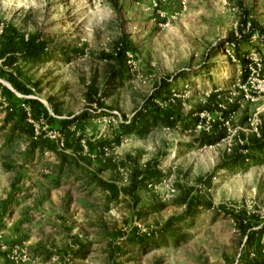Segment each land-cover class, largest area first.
Segmentation results:
<instances>
[{
    "label": "rangeland",
    "instance_id": "obj_1",
    "mask_svg": "<svg viewBox=\"0 0 264 264\" xmlns=\"http://www.w3.org/2000/svg\"><path fill=\"white\" fill-rule=\"evenodd\" d=\"M16 33L37 34L49 57L26 60ZM236 47L248 62L245 78ZM163 81L171 92L163 96L185 114L215 92L220 109L188 118L196 130L157 125L116 143L119 124ZM30 99L54 121L33 114ZM64 120H73L68 136ZM218 122L223 139L194 140ZM263 130L264 0H0V151L8 161L35 153L38 173L48 170L42 176L69 183L81 171L80 184L115 186L98 191L103 225L92 232L110 239L95 264H248L264 256V151L243 147ZM34 140L48 147L31 151ZM236 154L252 158L223 167ZM28 233L0 223V264H72L70 255L37 253L43 243Z\"/></svg>",
    "mask_w": 264,
    "mask_h": 264
},
{
    "label": "crops",
    "instance_id": "obj_2",
    "mask_svg": "<svg viewBox=\"0 0 264 264\" xmlns=\"http://www.w3.org/2000/svg\"><path fill=\"white\" fill-rule=\"evenodd\" d=\"M4 142L0 140V147ZM4 155L0 151L2 225L12 230H25L29 232L28 238L41 241L43 247L38 248L39 254L73 256L72 264H95L93 256L107 253L109 232H103L100 239L92 231L103 225L104 212L101 214L103 206L97 198L98 191L115 186H91L98 184L97 180L80 184L84 181L81 171L75 178L70 177L69 183L62 181L67 179L66 175L42 176L48 170L38 173L35 153L30 156L25 151L18 161H8ZM58 179V185H53Z\"/></svg>",
    "mask_w": 264,
    "mask_h": 264
},
{
    "label": "trees",
    "instance_id": "obj_3",
    "mask_svg": "<svg viewBox=\"0 0 264 264\" xmlns=\"http://www.w3.org/2000/svg\"><path fill=\"white\" fill-rule=\"evenodd\" d=\"M251 30H254L252 28ZM15 33V31H14ZM20 37V40L22 41V56L30 61V62H38L39 60H45L47 59L48 53L50 50L48 49V46L45 41H41L38 39L37 34H28L25 36L24 34H17ZM229 41L233 43V45L237 46L236 44L240 43V40L237 37H231L229 38ZM238 47V46H237ZM236 47L235 53L239 59V62L242 66V70L245 73L243 78H245V75L248 73V62L245 60L243 56L238 55V48ZM119 51H122V47L118 48ZM121 58L124 57V52H121ZM207 72H209L207 70ZM182 75V74H181ZM10 81L17 87L19 90L27 91L25 86L20 84L14 77L9 78ZM168 82L163 81L157 88L156 93L145 104V107L138 110L131 118L130 122H121L119 124V131L120 133L116 135L115 142L118 143L120 141L121 135L126 133H137L140 135L146 134L151 127H155L157 125L168 127V128H174L178 126V123H183V128L190 130H196V123L186 122L188 118H192L193 115L197 112L201 111H213L215 109H220L221 100L217 99L218 93H211L207 103L204 105H197L195 107L194 111H191L189 113L182 112L181 109V102L175 98L170 99L169 96L165 97L163 96L165 93L168 95H171V92L169 90H165V88L168 86ZM162 99L165 101L164 105H159L155 102V99ZM28 103L31 107V110L33 111V114L36 115H43V117L46 118V120L51 123L54 121V117H52L47 110L43 107V104L36 99H30L28 100ZM214 107V109L212 108ZM22 117L24 118V111H20ZM227 112H223L222 116H227ZM196 121H200L198 116L195 119ZM73 120H64L61 122L62 125V131L65 135L68 136V125ZM16 126H14L15 128ZM27 131V130H26ZM29 136L32 134L31 128H28ZM227 135L226 127L222 126L221 123H213L211 126V129L209 131L206 130H200L197 135L194 137V140L202 145H213L217 142H219L221 139H223ZM105 140H101L99 143V152L102 153L105 144ZM46 141L40 140H34L31 144L30 150L33 151V149L37 147H41L42 150L47 146L45 144ZM50 148H54L53 144L49 146ZM244 149L248 151H253L255 153L263 152L264 151V130L262 131V134L260 137H253L248 142H246L243 145ZM246 157L252 156H244L243 154H236V156L231 157L232 161L229 163L223 164V167L226 166H234L238 165L241 162H244L246 160ZM248 239H252V235H248ZM248 264H264V256L259 251L257 252V257L255 260H250Z\"/></svg>",
    "mask_w": 264,
    "mask_h": 264
}]
</instances>
